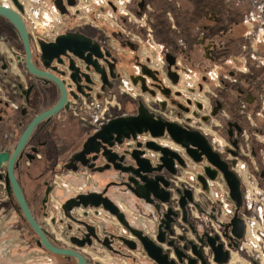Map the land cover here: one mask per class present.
I'll return each mask as SVG.
<instances>
[{
  "label": "flooded vegetation",
  "instance_id": "af4514ba",
  "mask_svg": "<svg viewBox=\"0 0 264 264\" xmlns=\"http://www.w3.org/2000/svg\"><path fill=\"white\" fill-rule=\"evenodd\" d=\"M17 1L22 10L13 0H0V5L19 14L25 26L30 60L33 67L43 74L32 73L26 68L27 51L22 36L6 17L0 15V152L9 155L13 152L31 120L56 104L62 94V85L66 100L57 112L34 125L16 156L17 166L14 167L27 206L29 210L30 203L39 206L42 223L30 210L33 218L47 232L53 244L78 253L83 259L80 264H219L208 242V238H215L214 245H221V249L227 251V261L223 264H230L233 255L237 256L240 264L242 261L264 264V253L258 248L251 249L252 231L257 230L258 226H254L255 222L249 223L242 177V174L246 177L254 175L264 197V133L263 142L257 149L259 155L257 153L256 156L253 140H250L251 131L246 130L247 127H255V133L263 132L261 127L264 123L256 126L251 122L253 113L250 116L243 111L247 103L251 109L259 99V111H254L253 118L263 116L264 94H237L234 110L239 119L232 118L228 111L221 114L222 103L216 101L208 107L206 94L198 98L196 94H180L172 89L175 77L172 67L177 66L178 58L176 60L171 56L172 63H169L167 59L156 62L152 59L141 60L133 55L129 57L130 64L122 68L120 59L125 54L120 51L125 45L109 43L105 33L72 27L66 21L55 32L48 27L52 21L45 22L46 16L39 10H28L26 4ZM37 3L40 4V0ZM34 19L38 24H34ZM89 29H92L91 25ZM66 32H77L88 38L89 43L76 41L73 45L76 52L65 49L63 53L52 55L51 43ZM259 39L253 42L255 46ZM209 45L203 43V55L212 60L215 45L212 44L211 49ZM252 54L258 59L256 67L263 68L264 56L260 58L254 52ZM182 62L180 59L179 63ZM237 62L235 56L225 60L228 65ZM258 78L261 79L260 76ZM116 89L136 100L133 111L119 112L121 107ZM138 99L150 112L164 120L198 130L207 137L211 150L228 164L240 180L241 208L237 209L231 199L223 173L202 154L200 161H194L187 148L174 142L166 130L160 137L142 133L136 139L114 142L111 146L98 140L97 144L87 148V152H82L83 143L101 123L117 115L135 114ZM243 99L247 102L246 106ZM240 109L241 113L238 112ZM244 114L249 117V123L245 122L246 117H242ZM137 142L140 144L137 145ZM147 142H153L154 146L166 151H174L185 166L174 160L175 174L169 173L164 166L160 170H152V167L160 164L163 154L160 149L148 147ZM189 148L196 147L189 145ZM252 151L254 155H251ZM131 153L148 162L147 170L132 168L134 162ZM249 154L252 158L256 157V169L250 165ZM42 159L53 161L50 175L39 168L36 173L30 172L28 167L32 161ZM115 165L118 167L115 168ZM87 166L102 169L92 173ZM206 167L216 170L213 179L207 176ZM68 172L78 174L77 178L81 180L79 185L74 186L70 181L63 183L64 175ZM5 173V168H1L0 200L7 203L22 223L21 230L24 232L20 234V242H34L46 254L50 264H79L76 257L53 254L36 244L38 236L21 218L13 195L7 193ZM182 173H185L183 178L180 176ZM161 177L169 181V186L165 188L169 193L168 201L159 199L161 189L155 184L159 183ZM200 177L205 180L206 188ZM25 179L30 181L28 186ZM66 184L70 187L68 193L57 195L58 187H66ZM184 189L189 190L190 199L186 198L181 206ZM88 190L96 192L98 198L111 200L120 219L101 206L73 207L69 211L72 218L66 217L63 202ZM25 191L30 196L25 197ZM53 197L56 205L52 209ZM235 214L243 226L240 237L233 232L232 218ZM58 227L60 232L56 231ZM83 242L85 244L80 245ZM143 242L154 250V256L147 251Z\"/></svg>",
  "mask_w": 264,
  "mask_h": 264
},
{
  "label": "crops",
  "instance_id": "0c3cea01",
  "mask_svg": "<svg viewBox=\"0 0 264 264\" xmlns=\"http://www.w3.org/2000/svg\"><path fill=\"white\" fill-rule=\"evenodd\" d=\"M253 5V0H124V8L134 16V21L124 18L113 6L106 7L103 12L117 13L118 24L127 31L123 36L131 39L130 36L133 35L136 41L135 43L132 39H125V42L137 48L140 45L138 42L146 43L150 37L163 50L172 54L178 53L177 56L183 58L195 70L200 68L199 73H203L212 64L213 69L218 71V79L205 81V86L200 92L209 94L211 98L221 102V114H227L233 105L236 107L237 94H256V86L264 84V65L263 68L256 67L255 62L258 63V59L250 56L254 52L261 58L264 56V50H256L253 41H250L252 36L247 33L251 29L243 20V17L251 12ZM242 29L246 31L242 32ZM202 42L215 45L210 62H206L203 55ZM139 49L143 50L141 45ZM232 56L237 57L238 62L226 64L225 60ZM226 76L235 80L231 81ZM252 134L250 140H253L257 156V149L261 146L263 137ZM251 155H254L253 151ZM255 158H249L253 169H256ZM77 175L68 172L64 175V181H70L77 186L81 182ZM2 219L10 221L11 224L7 227L11 232L19 226L13 224L16 220L15 212L5 201L0 200V222ZM3 223L4 221L0 223V240L4 239L2 242L7 243L10 242L5 236L8 230L5 231L6 226H3Z\"/></svg>",
  "mask_w": 264,
  "mask_h": 264
},
{
  "label": "water",
  "instance_id": "95a60500",
  "mask_svg": "<svg viewBox=\"0 0 264 264\" xmlns=\"http://www.w3.org/2000/svg\"><path fill=\"white\" fill-rule=\"evenodd\" d=\"M15 5L19 10H22L21 4L17 0H13ZM68 5H73L74 0H67ZM59 8H61V13L66 12V10L58 5ZM0 15L6 17L19 31V33L22 36L25 49L27 51V57H26V68L35 74H43L38 72L32 65V62L29 57V48L28 43L26 39V31L25 26L19 16L16 12H14L12 9L5 7L3 5H0ZM76 41L80 43H89V39L84 37L83 35H78L77 32H66L64 34H60L56 37L54 42L51 43V51L52 55H58L60 53H63L65 49H68L70 51H74ZM109 53V52H108ZM110 55V53H109ZM172 57L171 55L166 56V59L169 63H172V60H170ZM173 74V73H172ZM173 76V75H172ZM135 82V80H134ZM60 84V83H59ZM61 85V84H60ZM62 88V94L59 97L56 104L38 114L35 116L31 122L27 125L25 130L22 132L20 138L18 139V142L13 150V152L9 155L7 152H0V169L5 168V184H6V190L8 194H12L16 203L18 204V209L20 212L21 218L26 220L30 227L33 229V231L38 236V239L36 241V244L46 249L48 252L58 255H65V256H73L76 257L79 261V264L83 262L82 257L76 253L73 250L60 248L53 244V242L48 238L47 232L43 230L39 224L35 221L33 218L27 203L25 201V198L23 196L22 190L20 188V185L15 177L14 174V167L17 166V163L15 162L16 156L18 155V152L23 147L27 137L29 136V133L31 132L34 125L40 121L43 118H47L57 112L59 108L62 106L65 99L64 89ZM143 90H145V87H142ZM67 106V105H66ZM65 106V107H66ZM166 130L171 139L179 143L187 148V152L189 156L196 162L200 161L202 158L200 155H204L208 161L213 164L217 169H219L225 178V181L229 187L230 191V197L234 201L235 206L237 209L242 207L243 200H242V193H241V185L240 180L238 176L229 169L228 164L221 161L219 155L211 150V146L209 144V141L207 137H205L200 131L194 130L191 128H183L176 123L168 122L164 120L161 116L154 114L153 112H150L149 109L144 105L142 100H137V112L135 114H121L114 116L112 118H109L106 122L101 123L99 128L94 131L92 135L87 137L85 142L83 143V151L87 152V148L97 144L99 141L102 140L106 142L109 146H111L114 142L121 143L125 139H136L138 134L142 133H149L153 137H160L163 135V131ZM140 143L137 142V145ZM153 142H147V146L153 149H160L162 151V157L160 158L161 162L160 164H157L155 167H152V170H160L161 167H166L169 173L175 174L176 170L173 167L174 160L178 161L182 166H185L182 159L176 155V153L172 150L166 151L163 148L157 147L153 145ZM189 145L195 146L196 148H189ZM131 158L134 162L132 164V168L139 169V170H147V161H142L139 159L138 156H136L134 153H131ZM29 157V156H27ZM31 158V157H29ZM109 161L110 158H107ZM112 162V161H111ZM115 168L118 167L117 165L114 166ZM89 170L94 173L96 171H100L102 168L96 167L92 168L90 166H87ZM76 169V168H75ZM73 169L74 171H76ZM206 174L209 178L213 179L216 174V170H212L209 167H206ZM2 175L0 174V179H2ZM200 180L203 184V187L206 188L205 180L200 177ZM159 189H161L162 195L160 196L161 201H168V191L165 190L166 187L169 186V181L165 178H160L159 183L155 184ZM177 192L180 193V190L177 188ZM190 192L188 189H184V194L181 195L180 204L181 206L185 203L186 198L190 199ZM102 207L103 209L109 211L111 214L115 215L118 219H120L119 213L115 211L116 206L113 204L111 200L108 198H98V194L93 191H86L84 193L76 194L73 197L68 198L65 200L62 204V208L64 210V214L66 217L72 218L69 211L73 207ZM175 215V214H174ZM232 223L234 225V234L237 237L241 236L242 233V222L239 218L235 216L232 218ZM215 238H208V242L210 243L213 252L215 253L216 260L219 264H223L227 261V251H223L221 249V245H214ZM85 242L81 243L80 245H84ZM90 244V242H88ZM144 247L147 249V251L151 254V256L155 255V252L153 249H151L146 243H144ZM132 247V246H131ZM164 264V263H160Z\"/></svg>",
  "mask_w": 264,
  "mask_h": 264
},
{
  "label": "rangeland",
  "instance_id": "374dc122",
  "mask_svg": "<svg viewBox=\"0 0 264 264\" xmlns=\"http://www.w3.org/2000/svg\"><path fill=\"white\" fill-rule=\"evenodd\" d=\"M21 1L24 4H26V7L28 10L42 11L43 15L46 16L45 22H47V20L52 21L48 25L49 29H53V31H55V32L57 30H59V28L62 27V24L64 23V21H66V24H68L69 26H72V27H77L80 29H87V30H93L94 29L99 33H102V34L105 33L104 35L107 36V40L109 43L118 44V45H122V44L125 45V46H122L124 49L120 51V53L124 52V54H125V55H121V59H120L122 68H126L128 66V64H130L129 57L130 56L133 57V55L138 56V58L142 60V59H145V57H144L145 55L149 54L148 52L152 53V55L154 53L155 55L152 57V60H154L156 62L163 61L164 59H166V56L171 55L176 60H177V58L179 59V61H180V59L183 60V62L181 64L179 63V61L178 62L175 61V62H177V63H175L177 66L172 67L173 74L175 75V77H173V81H172L173 86H176V88L177 87H179V88L184 87L185 88L184 92L186 94H196V96L199 98V96L201 95L200 91L203 90V88L205 86L204 85L205 81L210 82V79L207 76H205L206 77L205 79H202V76L204 74H206V70H204L203 73H199L200 68L195 70L190 64L186 63L183 58L177 56L178 53L172 54L167 50H161V49H154V50L152 49L149 51L148 44L138 42V43H140L141 47L143 48V50L140 51V49H141V48L139 49L140 45L137 48L136 46H133V45L131 46L130 44L123 43L126 41L125 39H129V38H125V36H123V33L127 32V31H125L123 26H120L121 24H118L116 12H113L115 19H116V23H114L115 24L114 25L112 22H110V19L112 20L113 17H104V16L100 15L99 12L102 9L98 8V7H95L92 10H90L89 13H87L88 15H87L86 19H80L75 14H73L71 12L70 7L72 5H68L67 0H40V4H38V3L35 4L37 2V0H21ZM253 3H255V5H253L251 10H250L251 12H254V13H252V18L259 19L257 21V23L258 22L259 23L255 24L256 23V21H255L252 26L250 25V23H246L245 25L252 28V38H253L252 41L253 42H255L257 38H260L259 44H257L255 48H256V50H258V48H259V50L260 51L262 50V52H263V50H264V0H253ZM38 5L40 6L39 8H37ZM58 5L62 6L66 10V12L61 13V8H59ZM109 6L116 7L113 3H111V5H109ZM109 10H110V8H109ZM123 17L125 18L126 16H123ZM246 17L247 16L245 15V17H243V20H249V18H246ZM48 18H50V19H48ZM102 18H104V19H102ZM131 20L134 21V16L132 17ZM88 24L91 25L92 29H89ZM48 27H46V28H48ZM258 28H260V29H258ZM245 31H246V29L245 30L242 29V32H245ZM130 37L133 40V42L136 43V41L134 40V36L131 35ZM131 39H129V40L132 41ZM208 48L211 49L212 44L209 45ZM202 52H203V50H202ZM205 58H206V62H210V60L207 59V57H205ZM185 68H189L190 72ZM213 68H214V66H212V64H210V66L208 67L207 70L213 69ZM186 70H187V72H186ZM182 73H187V74L190 73L189 75H190L192 81L186 82L183 79L184 77H183ZM187 74H185V75H187ZM194 75H196V77H194ZM172 89H174V88L172 87ZM255 89H256V92H254V93L257 94L259 92L260 94H264V84L257 85ZM115 92L117 94V98L119 100L120 107H121L119 112L130 113L131 111H133L135 109V107H136V100L135 99L128 97L129 95L127 96L125 94L119 93L117 91V89L115 90ZM206 98H208V101H209L208 107H211V105H213V103L216 102V100L214 98H211L209 94L206 95ZM256 98H258V97H256ZM258 101H259V99L257 100V102ZM257 102H256V104L252 105L251 109H249V107H247V106H249V104L246 102V100L243 99V103L244 104L247 103V106L245 104L246 108L243 109L244 113H247L248 115L250 113H253V116H254V114L257 111H259V108H257V105H258ZM258 107H259V105H258ZM253 108H255V110ZM254 111H256V112H254ZM261 111H262V114L264 116V110L261 109ZM238 112L241 113L242 112L241 109ZM229 114L232 118L239 119L238 116L236 115L237 113L234 110V105H233L232 110L230 111ZM238 115H240V114H238ZM250 116H251V114H250ZM253 116H252L251 122H253V124H255L256 126H260L259 124L263 123L264 117L259 116L258 118L255 119V118H253ZM242 117H246V119H247L245 121L246 123L250 122L249 117L246 116L245 114H244V116L242 115ZM242 120H243V118H242ZM254 128L255 127H253V128L247 127L246 130H250L251 134L254 133L256 135V133H257L258 134L257 136L262 137L263 133H264V126H263V130H261L263 132L259 131V132L255 133ZM256 128L258 129V127H256ZM244 149H245V147H244ZM52 163H53V161L48 160V159L33 160L31 166L28 168H29L31 173H36V169L39 168L45 174L50 175V172L52 169ZM180 176L183 178V176H185V173H182ZM250 180L252 181V183H254L256 185L257 190L253 191V189L250 188V190H247V192H245V189L243 188V192H245V196H247V194L249 195L250 202L251 203L253 202V205L256 204L259 207L261 206V208L263 209L262 214L264 217L263 190L261 189L260 186H258L259 184L257 183L258 182L257 178L254 175L251 176ZM29 183H30L29 179H25L26 186H28ZM63 183H66V181ZM69 188L70 187H69V185L67 187V184H66V187L60 185L58 187L57 195H61V196L66 195V193H68V191H69L68 190ZM24 194H25V197L30 196V195H27L26 191L24 192ZM54 200H55V197H53L51 200V208L52 209L56 205ZM29 207H30L32 214L37 219V221L42 223L41 212H40L39 206L37 204L30 203ZM252 208H255V207L252 206ZM255 215H256V211L254 209L250 210L249 215H248V219L249 220L253 219V220L258 222V218H256ZM3 221H4L3 226L4 225L6 226L5 231L8 230L6 232L5 236H7V238L9 239L10 242L3 243L2 241L4 239L0 240V264H26V263L27 264H50L46 254L42 253L41 250H39L34 245V242H32V241L31 242L30 241L20 242V236H21L20 234H22L24 231L22 232V230H21L23 228L22 223L20 222L17 215H16V220L13 222V224H14V226L15 225L16 226L19 225V226H17L16 229L13 230L12 232L10 231V228L7 227L8 224L9 225L11 224L10 221L8 220V222H7L6 220L2 219V222ZM2 222H0V223H2ZM3 226H1V228ZM260 226H261L260 227L261 232H264V223L262 222V225H260ZM56 231L60 232V228L59 227L56 228ZM260 245L262 246V243ZM230 264H240L237 261V256H235V255L232 256ZM241 264H248V263L245 261H242Z\"/></svg>",
  "mask_w": 264,
  "mask_h": 264
},
{
  "label": "built area",
  "instance_id": "2783aa9c",
  "mask_svg": "<svg viewBox=\"0 0 264 264\" xmlns=\"http://www.w3.org/2000/svg\"><path fill=\"white\" fill-rule=\"evenodd\" d=\"M111 3H113L118 11V13L120 15H123V16H126L128 18V20H131L132 19V15L131 13H129L128 11L125 10L124 8V0H74V4L70 7L71 9V12L73 14H75L78 18L80 19H86L87 18V13H89L90 10H92L93 8L95 7H98V8H101L102 10L99 12L100 15L104 16V17H113V19L111 20L110 19V22H112L113 24L116 23V19H115V16L113 14V12H110L108 14H104L106 12H103V10L111 5ZM40 7V6H39ZM104 8V9H103ZM41 14L42 11H40ZM252 13L254 12H250L248 13L246 16V18H249V20H244V23H250V25L252 26L253 23L256 21L255 24H258L257 21L259 19H255V18H252ZM108 19V18H107ZM34 21V24H38V21H36L35 19L33 20ZM44 25V23H43ZM115 25V24H114ZM251 30L247 31V33H250L249 35L252 34V28H250ZM260 29V28H258ZM145 44H148L149 46V51L150 50H154V49H161L159 45H156L152 39L150 37L147 38V41ZM149 54L148 55H145V59L143 60H148V59H152V57L155 55H152V53L148 52ZM253 58L255 57L254 54L251 55ZM256 58V57H255ZM233 61V60H231ZM245 68V67H244ZM189 72L190 70L187 69ZM186 70V72H187ZM246 70V68H245ZM187 73H182L183 75V79L186 81V82H191V77H190V73L185 75ZM206 76L211 80V81H214V80H217L218 78V74H217V71L215 69H209L207 72H206ZM174 90H176L177 92H179L180 94H186L184 91H185V88L184 87H177L174 86ZM262 101H264V97H262ZM242 177H243V180H244V189H245V192H247V190H250V188L253 189V191H256L257 190V187L254 183H252V181L250 180L251 177H246L244 174H242ZM245 192H243V199H244V203L248 209V211L252 210V209H257V213H256V218H258V222L255 221V220H249V223H253L254 226H258L257 230H253L252 231V236L250 238V245H251V249H255V248H258L262 251V253H264V232H261V226L262 225V222L264 223V217H263V214H262V211L263 209L261 208V206H257L256 204L253 205V202L251 203L250 202V198H249V195L247 194V196H245ZM252 206H254L255 208H252ZM256 211V210H255ZM253 224H250L253 225ZM262 243V246L260 245ZM260 246V248H259Z\"/></svg>",
  "mask_w": 264,
  "mask_h": 264
}]
</instances>
